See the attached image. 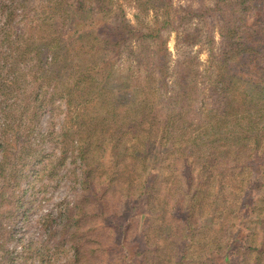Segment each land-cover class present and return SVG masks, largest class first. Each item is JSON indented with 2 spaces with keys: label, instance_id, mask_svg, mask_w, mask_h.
Wrapping results in <instances>:
<instances>
[{
  "label": "trees",
  "instance_id": "trees-1",
  "mask_svg": "<svg viewBox=\"0 0 264 264\" xmlns=\"http://www.w3.org/2000/svg\"><path fill=\"white\" fill-rule=\"evenodd\" d=\"M176 1L0 0V264H111L126 215L124 263L264 264V0ZM65 177L40 241L9 249Z\"/></svg>",
  "mask_w": 264,
  "mask_h": 264
},
{
  "label": "rangeland",
  "instance_id": "rangeland-1",
  "mask_svg": "<svg viewBox=\"0 0 264 264\" xmlns=\"http://www.w3.org/2000/svg\"><path fill=\"white\" fill-rule=\"evenodd\" d=\"M175 6H177L178 11H182L184 7L186 6V3L185 1L177 0L175 2ZM125 8L128 14V18L132 22L136 21V13H138V11L127 5ZM217 40H218V37H216V44H215V49H214L215 52L218 51L220 48V45L217 44ZM178 43H179V34L177 32L171 33L168 37L167 47H168V50L170 51L172 59H175L177 56ZM192 52L198 57V61L200 62L199 66H200L201 71H204L209 64V59L211 56L210 49H208L206 45L200 44V45L194 46ZM62 124H63V114L62 115L59 114L58 111H55V113L53 114L44 113L42 115V119L40 122V129L42 128L43 130L51 129V130L58 131L60 130ZM64 173H65V169L62 168L61 174L63 175ZM25 184L26 183L23 182L22 186H25ZM28 194H31V192ZM72 196H73V189H70V181L67 179V177H65L58 185L51 184V186L47 188V192L45 194L42 193L39 196L40 200L42 201V206L41 205L38 206V204L37 205L35 204L34 209H32L29 214V219H27V221H23V220L18 221L17 229H19V234L17 235V238L15 240H12L9 242L7 247L9 249H13L14 247H16L19 251H22L21 249L22 245H26L32 241H40L42 230L40 228L41 227L40 219L38 217L44 213H47L48 211L56 210L58 203L63 201L64 198H67V200H71ZM126 217L127 215L123 218H118L117 220L112 218L106 222L108 225H110L112 230L114 229L115 233L119 234L118 236L119 241L116 243L118 246L124 242V239L126 237V234L120 235V232H122V230H124L125 227H127V225L129 224V220L127 219L128 217L127 218ZM99 233H101V231H99ZM100 237L101 236H98L99 241H100ZM137 239L138 238L136 239L133 238V239L127 240L128 242H124L127 244L129 252L132 249H135L136 251H139L142 249L143 243L141 241H138ZM114 240H116L115 236L111 234L107 243H108V246L111 244L110 248L112 249H109V251H107V253L103 256L104 258H102V261L104 260V261H107V263H111V264H140L141 263L140 256L133 258V255L130 256V258H128L124 263L121 260L122 254H120L121 253L120 249L117 251V248H116L117 245L116 246L115 244L112 245V241ZM101 241H103L102 237H101ZM115 242L116 241H114V243ZM38 246L41 247L40 245ZM44 249H42L41 251L44 252L45 251ZM132 251L134 252V250ZM27 259L28 260L25 259L23 261L24 264H41L40 257L37 258L33 253H29ZM65 261H66L65 257L60 255V256L53 257L50 261H47V264H65L66 263Z\"/></svg>",
  "mask_w": 264,
  "mask_h": 264
}]
</instances>
